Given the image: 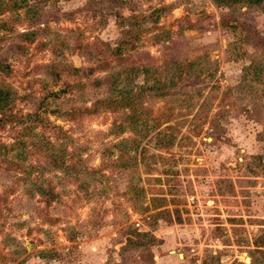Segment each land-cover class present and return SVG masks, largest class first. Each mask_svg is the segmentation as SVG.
Wrapping results in <instances>:
<instances>
[{"label":"rangeland","instance_id":"obj_1","mask_svg":"<svg viewBox=\"0 0 264 264\" xmlns=\"http://www.w3.org/2000/svg\"><path fill=\"white\" fill-rule=\"evenodd\" d=\"M1 1L0 264H264V0Z\"/></svg>","mask_w":264,"mask_h":264},{"label":"trees","instance_id":"obj_2","mask_svg":"<svg viewBox=\"0 0 264 264\" xmlns=\"http://www.w3.org/2000/svg\"><path fill=\"white\" fill-rule=\"evenodd\" d=\"M14 1L18 2L19 0H14ZM228 2H230V1L228 0ZM3 4H4V2L0 0V9L2 8ZM113 80H117V79H113ZM113 80H111V81L106 80V83L108 84V86H107L108 90L107 91L111 92V93L107 94L106 96L93 99L89 107H86V106L80 107L79 109H80L81 114H83V112L95 111L97 108H99L103 104H109V98H117L119 100L118 102H117V100H115L114 103L122 102L125 105L126 104L130 105V102L134 98L140 96L141 89L137 92L133 91V89L130 86H127L126 89H120L117 87L119 81H113ZM126 84H128V82ZM0 101H1V96H0ZM66 112H68V110H66ZM67 114H70V113H67ZM45 141L46 140L45 139L43 140V138H38L35 140V143L37 144V146L38 145L43 146V148L46 149L47 145L45 147V145H44V143H46ZM62 150H65V147H63ZM64 153L66 154V152H64ZM80 167L83 171V172L81 171V175L85 174L87 167L85 165H83L82 163L80 164ZM83 169H85V171ZM61 170H62L61 172H63L66 175L69 174V176H70V174L73 175V174L79 172L78 170H76V164H72L71 162H68V161H64V167ZM39 183H41V182H39ZM36 188L38 190V193L41 194L42 196H44V199L50 198L54 194L51 189L43 187L41 184L37 185ZM8 242L9 241L6 240V243H8ZM18 249H19L18 247H15L13 250L12 249L11 250L13 253H17Z\"/></svg>","mask_w":264,"mask_h":264},{"label":"water","instance_id":"obj_3","mask_svg":"<svg viewBox=\"0 0 264 264\" xmlns=\"http://www.w3.org/2000/svg\"><path fill=\"white\" fill-rule=\"evenodd\" d=\"M73 64L75 65V66H78V64H79V59H78V57L77 56H74V58H73ZM246 259V258H245ZM248 261V260H247Z\"/></svg>","mask_w":264,"mask_h":264}]
</instances>
